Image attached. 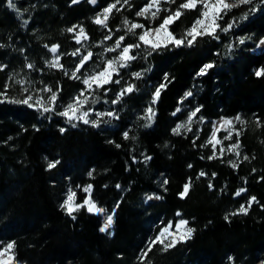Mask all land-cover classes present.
I'll return each mask as SVG.
<instances>
[{"label":"trees","instance_id":"16d2710c","mask_svg":"<svg viewBox=\"0 0 264 264\" xmlns=\"http://www.w3.org/2000/svg\"><path fill=\"white\" fill-rule=\"evenodd\" d=\"M6 1L0 0V38L5 40L19 30L8 15ZM71 1L51 0L50 8L43 11L45 39L60 41L63 23L90 18L95 10L116 2ZM120 2L109 21L114 30L124 27L125 19L157 26L185 0H175L153 22L137 15L144 0ZM249 9L243 5L223 16L221 28L235 23L227 33L218 29V39L198 36L191 47L168 44L139 51L135 63L142 59L147 72L138 79L137 88L144 91L151 83L163 87L154 107V126L141 129L135 137L125 138L121 126L105 132L83 122L61 131L66 120L55 112L43 113L3 99L0 247L14 242L17 259L26 264H259L264 258V76L254 73L264 67V50L253 49L264 39V3L244 20ZM181 12L171 24L179 37L199 17L200 7ZM88 25L93 34L94 25L91 21ZM239 35L251 38V49L241 48L234 55L229 46ZM139 41V34L131 39L133 44ZM4 56L0 48V61ZM206 64L213 67L201 74ZM5 73L0 71V91L6 84ZM51 84L64 95L75 86L62 73ZM189 92V108L176 113ZM7 93L14 100L29 95L14 86ZM137 99L133 94L127 103L133 107ZM192 107L208 119L202 133H174L177 122ZM238 114L246 122L240 125L242 153L234 168L226 157L214 155L207 139L214 119ZM57 160L56 167L49 169L48 164ZM159 180L167 183L161 187ZM189 181V191L181 196ZM69 184L78 189L79 202L86 196L81 185L91 184L93 197L101 205L116 208L113 236L100 231V216L85 207L72 215L61 207ZM242 188L246 191L235 195ZM149 193L162 198L147 202ZM252 197L256 200L251 201ZM242 205L247 214L239 212ZM178 213L195 229L191 238L166 251L157 242L141 261L150 241L169 221L177 220Z\"/></svg>","mask_w":264,"mask_h":264},{"label":"rangeland","instance_id":"374dc122","mask_svg":"<svg viewBox=\"0 0 264 264\" xmlns=\"http://www.w3.org/2000/svg\"><path fill=\"white\" fill-rule=\"evenodd\" d=\"M82 1H86L87 3H91L90 0H78V2L71 1V4H77ZM16 4V9L14 10L8 6V3L6 1L5 8L10 13L8 14L9 17L14 21L16 26L19 28L18 31L13 32L11 36L5 40L4 38H0V48L5 51L4 60L0 61V68L6 72V83L10 86L14 87H29V95H33V101L30 103H34L37 96L44 97L45 101L47 100V97L51 95V93H45L38 91L39 89H42L44 87H51L53 91H58L59 96L58 100L56 102V111L58 112L63 110V106L67 105L70 101H72L73 97L77 96L81 90L85 89V85L83 84V79L87 78V76L92 75L96 72L102 71L104 67L106 66V62L109 59H115L119 57L120 52L122 51L123 47L128 45H136L131 43V39L134 38V35L139 34L142 35L145 29L153 30L157 26L152 27H145L144 29H134L132 32L128 31V28L131 26L132 23H139L136 21L129 22L128 26L120 27L118 30H114L110 27L109 21L110 18L114 12L115 9L112 10V12L109 14V19L107 21V27H104L102 25L96 24L94 22L95 18L103 11V8L95 10L93 13H91L90 18L79 20V21H73L71 23H63L61 25L60 29V41L59 40H48L45 39V30L42 28V15L43 11L50 8L51 0H14ZM150 0H144L143 4L141 5L139 11L148 4ZM231 2V0H229ZM115 3V2H113ZM121 3V2H120ZM184 3V2H183ZM264 3L262 0H253V3L250 4L249 13H247V17L243 18L244 20L249 18V14L256 13L259 10V6ZM93 4V3H91ZM98 0H96V3L93 5H97ZM111 4V3H110ZM171 0H160L159 7L160 12L158 13L157 17L161 15L163 11H169L171 7ZM120 4H117L116 8L119 7ZM200 7L201 11V6ZM151 11H155V7L151 9ZM181 11V10H180ZM168 16V15H167ZM149 18L152 22L157 18L153 19L151 17V12L146 13V16ZM199 18V17H198ZM177 18H173V21ZM25 21L27 23H25ZM89 21L94 25L93 30L94 33L91 34L90 27L88 25ZM220 21V20H219ZM218 23L220 24V22ZM171 24L168 26L169 31L172 32L173 35H175L178 39L180 38L177 36L173 30L171 29ZM144 25V24H143ZM191 27V26H190ZM189 27V28H190ZM74 28L75 31L69 32L68 29ZM80 28L84 29V33L87 38H84L83 36L80 38V43H77V35L79 34ZM188 28V29H189ZM187 29V30H188ZM186 30V31H187ZM218 30V29H217ZM21 31H25L28 33L27 37H24L21 35ZM140 31V32H139ZM25 35V34H23ZM111 36V39H105V37ZM123 36L124 40L121 42V47L117 48L115 51H109L108 49L115 48V42L119 37ZM129 36V37H128ZM29 39V41H26V39ZM240 38H244V43H239ZM31 39L34 40V42L31 41ZM58 41V42H54ZM233 43H231L230 50H232L233 54L235 55V51H239V49L243 48L245 50L251 49V46L248 44L250 43L251 38L248 36H236L233 39ZM261 41H264L262 39ZM258 42L257 46L253 49L256 51H262L264 50V43ZM62 43V44H61ZM140 46L139 47H133L130 50L129 55L135 56L136 58L130 61H127V67H119L118 71L119 74H113L112 75V83L106 84L103 88H96L94 87L93 90H87L85 91V96L88 97V104L84 106V111H88L91 109L90 115L88 117L89 120H99V126L97 128L103 130V131H109L110 129L116 128L121 126L123 133H128V138L135 137L137 133L141 129L151 128L154 126L155 123V115L152 120L146 119V116L148 115L147 109L152 108L154 112L155 104L157 103L158 98H155V92L157 89H160L161 86H156L155 84H150L149 89H145L142 91V89H138L136 86V83L138 79L142 78L146 74V64L141 61L135 63L139 56V51L142 49H147L151 46L145 45L142 41H139ZM58 45V51L57 53L53 54L50 49L53 46ZM235 45V47H234ZM234 47V48H233ZM79 50V53L76 56H73L72 53ZM146 51V50H145ZM88 52H91L93 55L89 61H87L83 68L80 69L79 72L76 73V75L79 77L78 79L72 78V73L75 71L76 67L78 66L81 58L84 55H87ZM138 52V53H135ZM60 57V64L63 65V69L57 68V67H50L49 63L55 59V57ZM31 64L33 65L32 68H28L27 65ZM118 67V66H117ZM264 67H259L257 70ZM139 72L141 75L139 78L135 77L133 73ZM58 73H62L64 76H67L71 81L75 83V86H73V90L69 91L66 95L62 93V90L60 87L53 86L51 84L52 79L57 75ZM67 73V74H66ZM10 77L12 79H10ZM17 80H26L28 81V84L20 85L17 84ZM116 80H119V83H115ZM155 83V82H154ZM57 85V84H56ZM129 85H134V90L132 92H124L123 95H119L124 89H126ZM133 94H136L138 96V99L135 100L134 106L131 107L127 101L129 97ZM139 94V95H138ZM8 96V93H7ZM191 96V95H190ZM190 96H186L180 106L178 108L181 109V111L176 112L180 113L182 111H185L189 108L188 104L186 103V99ZM27 97V96H26ZM25 97V98H26ZM9 100H14V96L9 97ZM24 98V99H25ZM4 98L0 97V101H2ZM114 100H117L118 102L113 103ZM26 105V104H24ZM28 106V105H27ZM35 108V107H31ZM198 107H192L188 110V114L185 118L177 122L176 126L178 124H186L188 125V118L192 111H194ZM112 112L115 115L109 116L104 115L102 117H97L96 113H108ZM155 114V112H154ZM236 116H240L243 121L246 122V118L242 114H238L235 116H222L220 118H216L213 120V128L212 131L207 139V143H209V140L212 137L213 132H216V137L218 140L221 141L220 144H216L215 148L213 147L212 143H209L211 147L213 148L214 155L220 156V157H226L231 163H236V161L241 156V143L239 141V135L241 133V126L245 123L241 124L240 122L235 120ZM63 117V116H62ZM63 119L66 120V124L62 126L63 129H67L69 127H72L70 123H68L67 118L63 117ZM229 119L233 121V126L228 129L227 131L225 129L219 128V125L223 122V120ZM208 119L199 111L195 117L192 118V122L190 125H188L191 128V131L188 130L187 127L182 128L180 133H188V132H194L196 135H200L202 133V128L205 122H207ZM82 121H73V123L76 124V126H79V123ZM91 124V123H90ZM226 128L228 126H225ZM229 132H231V139H225L226 136L229 135ZM213 143H215L213 141ZM239 144V156L236 155L235 151H232V145L233 144ZM145 158H148L147 156ZM161 183V187H163V182L159 180ZM88 185H81V189L83 190ZM92 186V185H91ZM190 188V186H189ZM69 189L76 192L75 197V203H82L78 201V189L73 187L72 184H69L67 186L66 192L64 194L63 202L66 200ZM89 194L86 193L85 198H88ZM149 197H152L149 199ZM159 197V199L157 198ZM162 197L158 193H149L146 195L145 199L147 202L153 201V200H160ZM90 199L96 204L97 207L105 209V212L102 214H97L101 218L102 226L105 222V216L108 214L115 213L113 216V224L109 228L106 234L109 236H113L115 233V227H116V208L113 210L107 209L105 206L101 205L94 197H93V186L91 189ZM245 208L246 206L243 205ZM87 209V206H85ZM82 209V208H81ZM240 209V208H239ZM238 209V210H239ZM76 212V211H75ZM184 219L187 220L183 216L182 213H179V217L177 220H171L166 225L172 224L173 227L171 229L172 232H175V225L179 222V220ZM164 225L161 230L166 226ZM187 227L193 228L188 221ZM160 230V231H161ZM184 231V228H181L180 232L182 233ZM160 233V232H159ZM179 235V234H177ZM172 237H167L165 239V243H169L171 241ZM13 243V242H6L2 247H0V250H3L7 246V244ZM9 256H12L13 259L9 261V264H26L25 262L17 259L16 254L14 252V248L11 249L8 253H5V256L3 259L7 260ZM259 264H264V258L259 261Z\"/></svg>","mask_w":264,"mask_h":264},{"label":"snow or ice","instance_id":"6c2138e0","mask_svg":"<svg viewBox=\"0 0 264 264\" xmlns=\"http://www.w3.org/2000/svg\"><path fill=\"white\" fill-rule=\"evenodd\" d=\"M73 2H78V0H73ZM91 3L95 4L96 0H90ZM125 3L128 2V0H124ZM172 3L175 2V0H171ZM264 2V0H262ZM8 6L14 10L16 9V4L14 0H7ZM120 3V0H116L115 3L109 4L107 7L103 9V11L95 18L94 22L96 24L102 25L104 27H107V21L109 19V14L112 12L113 9H116L117 4ZM160 0H150L148 4H146L145 7H143L140 11L137 12L138 16H146V13L151 12V17L155 19L160 12L159 7ZM253 3V0H185L184 3H181L178 7V9L174 12L166 16L162 22L153 30L145 29L143 34L139 36V40L142 41L145 45L151 46L152 49H157L161 46L167 47L168 44H174L175 46L179 47L181 45H187L189 47L192 46V44L196 41L198 36H205L210 35L213 37H216L218 39V36H216L217 29H220L222 32L227 33L235 23V20H233L231 23H229L226 27L221 28L220 24L218 23L219 20L223 19V16H226L230 11H232L235 8H239L243 5H250ZM201 6V11L199 14V18H197L192 26L178 39L175 35L172 34V32L169 31V25L171 22H173V18H179L182 15L181 9H195L197 6ZM155 7V11H151ZM119 10V9H117ZM18 11V10H17ZM247 17V13L244 14L243 18ZM147 18V17H146ZM25 23H27L25 21ZM125 26L129 25V21L127 19L124 20ZM145 26L143 24L139 23H132L131 26L128 28L129 32H132L134 29H144ZM69 32L75 31L74 28L68 29ZM87 38L84 29L80 28L79 34L77 35V43H80L81 37ZM105 39H111V36L105 37ZM124 40V37L121 36L119 39L115 42V48L108 49L109 51H115L117 48L121 47V42ZM239 43H244V38H240ZM261 43H264V41H261ZM139 44L136 45H128L123 47L122 51L119 54L118 58L115 59H109L106 62V66L102 71L96 72L92 75L87 76V78L83 79V84L86 86L85 89L81 90V92L73 97L72 101L67 103V105L63 106V110L58 112L57 114L63 117L67 118L68 123L72 125V127H75L76 124L73 123V121H82L84 124H93V126H99V120H89L88 117L90 115L91 109L88 111H84V106L88 104V97L85 96V91L87 90H93L94 87L96 88H103L106 84L112 83V75L119 74L118 68L119 67H127V61L133 60L136 57L129 55L130 50L133 47H139ZM59 46H53L51 47L50 51L55 54L58 51ZM79 53V50L72 53L73 56H76ZM92 53L88 52L87 55H84L78 66L76 67L75 71L72 73L73 79H78L79 77L76 75L77 72L80 71L81 68L84 67L85 63L89 61L92 57ZM50 67H57L63 69V65L60 64V57H55L53 61L49 63ZM118 66V67H117ZM28 68H32L33 65L28 64ZM212 64H206L204 68L201 70V74L206 73V71L210 68H212ZM2 70V68H0ZM67 74V73H66ZM257 77L264 76V68H260L259 70L255 71L254 73ZM133 75L137 78L140 77V73L136 72L133 73ZM10 79H12L10 77ZM17 84L25 85L28 84V81L26 80H17ZM115 83H119V80H116ZM10 85L7 83L4 86V91H0V97H3L4 100H8L7 96V89ZM30 87V85H29ZM29 87H24L23 91L28 92ZM134 85H129L126 89H124L119 95H123L124 92H132L134 90ZM163 87V85H161ZM38 91L45 92V93H51L47 97V100L45 101L44 97L37 96L34 103H30L33 101V95H28L23 100H9L11 103H20V104H26L29 107H35L38 111H42L43 113H49V112H55L56 111V102L58 100L59 92L53 91L51 87H44L42 89H39ZM160 95V89H157L155 92V98H158ZM187 96L192 95L191 92L186 93ZM3 102V101H0ZM118 102L117 100H114L113 103ZM181 111L180 108L176 109V112ZM200 111L199 108H196L194 111H192L188 118V125L191 124L192 118L196 116V114ZM148 115L146 116V119L152 120L154 118V112L152 108L147 109ZM176 113L174 112L173 115ZM104 115L113 116L115 115L112 112L108 113H96L97 117H102ZM235 120L240 122L241 124L245 123L241 119L240 116H236ZM259 123V121H257ZM186 124H178L176 128L173 129V132L176 134H179L182 128L187 127L189 131H191V128ZM225 126H228L227 128ZM233 126V121L229 119L223 120V122L219 125V128L225 129L226 131L230 129ZM65 129H61V131H64ZM125 138L128 137V133H124ZM225 139H231V132H229V135L225 137ZM213 141L215 143H213ZM209 143L213 144V147L215 148L216 144H220L221 141L217 139L216 132L214 131L212 134L211 139L209 140ZM119 147V145H117ZM239 144H233L231 150L236 152V155L239 156ZM210 159L215 158L209 157ZM245 160L248 159L247 156L244 157ZM59 163V161L50 162L48 164V168H54ZM234 168L237 167L235 163L232 165ZM191 167V165H189ZM91 175V173H90ZM201 176L205 175L204 172L200 173ZM215 175V174H213ZM164 183L166 184L167 181L165 180ZM190 181L188 184H185L183 192L181 193V196H184L189 191ZM211 187V185H209ZM119 187V185H117ZM92 186L88 185L86 188L83 189L85 193H88V198H85L82 203H75V197L76 192L69 189L68 195L66 200L61 205L62 208H64L69 215H72L73 212L79 211L81 208H84L87 206L88 212H95L97 214H102L105 212V209L97 207L96 204L90 199ZM246 191V189H240L235 193V195L239 196L241 193ZM152 197H149L151 199ZM159 199V197H157ZM256 198L252 197L251 201H255ZM250 201V203H251ZM249 203V206H250ZM248 209L245 208L243 205L240 207L239 212L247 214ZM114 212L112 214H108L105 216V222L103 227L100 228L101 232H107L109 228L113 224V216ZM237 213H232V215H235ZM179 215V213L177 214ZM73 219H75V216H73ZM225 219H228L226 216ZM188 221L181 219L179 222L175 225V232H172L171 229L173 227L172 224L166 225L160 233L155 237L154 240L150 241L149 246L147 247V250L143 253L141 257V261H143L144 258L147 257L148 252L151 251L152 245L159 242L161 245H163L164 250L166 251L170 247H174L176 243L186 241L187 239H190L192 234L195 232L194 228L187 227ZM181 228H184V231L181 233ZM179 234V235H177ZM167 237H172L171 241L169 243H165V239ZM14 248V242L7 244L3 250H0V264H9V261L13 259L12 256H9L7 260L3 259L5 256V253H8L11 249Z\"/></svg>","mask_w":264,"mask_h":264}]
</instances>
